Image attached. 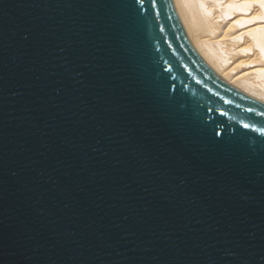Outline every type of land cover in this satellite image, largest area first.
<instances>
[{
    "label": "water",
    "instance_id": "1",
    "mask_svg": "<svg viewBox=\"0 0 264 264\" xmlns=\"http://www.w3.org/2000/svg\"><path fill=\"white\" fill-rule=\"evenodd\" d=\"M0 264H264V102L180 0H0Z\"/></svg>",
    "mask_w": 264,
    "mask_h": 264
},
{
    "label": "bare ground",
    "instance_id": "2",
    "mask_svg": "<svg viewBox=\"0 0 264 264\" xmlns=\"http://www.w3.org/2000/svg\"><path fill=\"white\" fill-rule=\"evenodd\" d=\"M180 2L197 41L216 71L237 88L264 102V0ZM221 28H224L222 33ZM238 50L243 54L255 53L240 63L234 62L233 66L231 61ZM256 62H260L256 68L238 71L244 64ZM228 69L236 77L226 74Z\"/></svg>",
    "mask_w": 264,
    "mask_h": 264
},
{
    "label": "rangeland",
    "instance_id": "3",
    "mask_svg": "<svg viewBox=\"0 0 264 264\" xmlns=\"http://www.w3.org/2000/svg\"><path fill=\"white\" fill-rule=\"evenodd\" d=\"M183 3V2H182ZM229 21L230 20H228L227 21V24L229 23ZM224 24V23H223ZM226 24V23H225ZM224 28H221V30H220V32L222 33ZM219 32V33H220ZM229 42H234V40H231V41H229ZM243 42H245V40L243 41ZM255 52L254 51H252V52H250V53H245V54H243V53H240L239 52V50L238 51H236L235 53H234V55H233V60L231 61V64L233 65H236L235 63H236V61H240V60H243V59H246L247 57H249V56H251L252 54H254ZM240 54V55H239ZM235 56V57H234ZM235 62V63H234ZM240 63V62H239ZM260 63V62H259ZM258 62H256V63H253L254 64V66H253V64H244L243 66H241L240 68H238L239 70L238 71H244L245 69H252V68H256L258 65H260ZM233 65V66H234ZM256 65V66H255ZM249 66V67H248ZM245 67V68H244ZM244 68V69H243ZM229 72V69L228 70H226L225 71V73L226 74H228V75H234L235 74V72H232V73H228ZM227 75V76H228ZM233 77H236L235 75L233 76ZM243 90V89H242ZM247 93V92H246Z\"/></svg>",
    "mask_w": 264,
    "mask_h": 264
}]
</instances>
